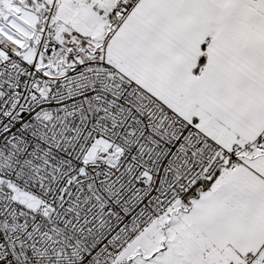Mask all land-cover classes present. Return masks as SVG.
I'll use <instances>...</instances> for the list:
<instances>
[{"label":"snow or ice","instance_id":"snow-or-ice-1","mask_svg":"<svg viewBox=\"0 0 264 264\" xmlns=\"http://www.w3.org/2000/svg\"><path fill=\"white\" fill-rule=\"evenodd\" d=\"M0 264H264V0H0Z\"/></svg>","mask_w":264,"mask_h":264}]
</instances>
